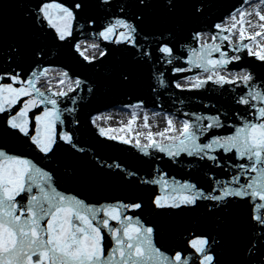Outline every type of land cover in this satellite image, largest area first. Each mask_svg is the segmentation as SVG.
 <instances>
[{
	"label": "snow or ice",
	"instance_id": "snow-or-ice-1",
	"mask_svg": "<svg viewBox=\"0 0 264 264\" xmlns=\"http://www.w3.org/2000/svg\"><path fill=\"white\" fill-rule=\"evenodd\" d=\"M214 6L27 0L22 25L10 29L0 18V264H264V73L242 65L247 57L264 69V0H242L209 20ZM50 53L89 71L106 67L107 85L46 65ZM158 63L178 77L171 84L180 92L211 85L234 93L239 107L183 111L179 121L165 113L166 127L153 132L139 101L124 105L130 118L118 128L103 126L111 117L101 114L90 123L99 137L143 157L183 156L229 172L227 179L208 174V190L159 166L141 175L89 159L78 139L85 88L89 96L105 86L132 89ZM152 75L153 92L169 87L163 71ZM140 112L146 131L136 127ZM105 186L123 194L102 195ZM193 218L179 245L167 247L170 230Z\"/></svg>",
	"mask_w": 264,
	"mask_h": 264
},
{
	"label": "water",
	"instance_id": "water-1",
	"mask_svg": "<svg viewBox=\"0 0 264 264\" xmlns=\"http://www.w3.org/2000/svg\"><path fill=\"white\" fill-rule=\"evenodd\" d=\"M26 2L27 0H0V18L7 22L10 29L17 28L27 19L20 7ZM65 2H68V0H65ZM241 3L242 0H214L215 6L211 10L209 20H216L226 14L234 5L239 6ZM45 63L46 65L52 63L56 68H65L67 65L66 70L70 69L72 73H78L80 78H87L90 83L96 81L102 85H107L109 80L106 67L89 71L87 67L74 64L67 56L60 53H57V55H51L50 53ZM242 65L248 67L254 74L264 73V69L261 68L259 62H255L251 58L245 57ZM159 71L164 72L166 80L169 81V87L153 92L152 88L157 87V83L152 73ZM188 74L193 73L184 75ZM177 78L171 75L168 68L158 63L144 69L137 78L136 86L132 89L119 90L105 86L97 90L95 96H89L85 88V92L82 93L84 99L78 105L80 111L77 116L82 122L78 139L83 141L82 146L89 150V159L95 156L107 163L118 162L122 166L128 167L129 170H138L141 175H145L159 166L161 172H167L169 177L180 180L191 179L192 182H198L199 186L204 187L206 190L211 186L208 174L216 176L217 179L229 178V172L216 168H204V162L197 161L194 158L182 156L178 162H172L159 153H155L152 157H143L131 145H121L99 137L96 134L97 130L92 127L90 123L92 116L111 111L120 104H135L139 101H143L146 108L175 114L182 118H185L181 115L183 111L216 114V109L231 112L234 108L239 107L234 103V93L225 89H216L211 85L206 90L180 92L171 84V81ZM157 96H159V100H157ZM181 100L184 101L183 104L179 103ZM205 105H215V108H207ZM177 109L181 111H177ZM66 118L71 120L70 116ZM101 194L119 196L123 194V190L118 187L105 186ZM234 211L236 215L241 212L240 209ZM200 222L205 223L209 230L212 229L211 222L204 221L203 218H200ZM189 223L194 228L196 219L193 218L184 224H177L170 230L166 241L167 247L174 248L179 245L181 242L180 233Z\"/></svg>",
	"mask_w": 264,
	"mask_h": 264
},
{
	"label": "rangeland",
	"instance_id": "rangeland-1",
	"mask_svg": "<svg viewBox=\"0 0 264 264\" xmlns=\"http://www.w3.org/2000/svg\"><path fill=\"white\" fill-rule=\"evenodd\" d=\"M258 2V0H256ZM247 5H245L246 7ZM188 75H193V74H188ZM181 79V82H182V77L180 78ZM124 105H129V104H120L117 106V108L109 111V112H104V113H101V115L103 116H110L111 118H116L117 116H121L122 117V120L121 122H123L124 124L127 123L128 119L130 118V113H131V109H128V108H125ZM144 110H146L148 113H149V116H150V120H149V123L152 124V131L155 132V128H160V130H162L164 127H166V122L163 118V114L165 113H162L160 110H155L153 108H146L144 107ZM156 112H159L161 113L160 116H154V113ZM168 114H171V113H168ZM183 116V114H181ZM177 117V120H182L184 118L182 117H179L177 115H175ZM154 118L156 120H154ZM156 121L158 123H156ZM121 122L118 123V125L116 126H112V125H107L105 127H119V125L121 124ZM143 123V112H140V116L138 118V121H137V125L136 127L138 128L139 131H146L145 129H143L142 127H140V125H142Z\"/></svg>",
	"mask_w": 264,
	"mask_h": 264
},
{
	"label": "bare ground",
	"instance_id": "bare-ground-1",
	"mask_svg": "<svg viewBox=\"0 0 264 264\" xmlns=\"http://www.w3.org/2000/svg\"><path fill=\"white\" fill-rule=\"evenodd\" d=\"M254 2H257V1L254 0ZM121 120H122V117L121 116H117L115 119L111 118L110 120H108L107 123H103V122L102 123H103V126H107V125L116 126V125H118L119 122H121ZM154 120H156V119L154 118ZM156 123H158V122L156 121ZM120 126H121V124L119 125V127ZM159 130H160V128H157V129L155 128L154 131L156 132V131H159Z\"/></svg>",
	"mask_w": 264,
	"mask_h": 264
}]
</instances>
